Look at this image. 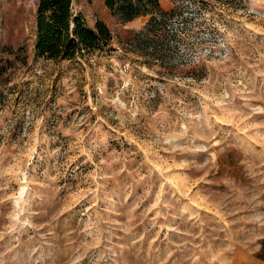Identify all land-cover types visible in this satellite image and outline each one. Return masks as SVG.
I'll use <instances>...</instances> for the list:
<instances>
[{
    "label": "rangeland",
    "instance_id": "rangeland-1",
    "mask_svg": "<svg viewBox=\"0 0 264 264\" xmlns=\"http://www.w3.org/2000/svg\"><path fill=\"white\" fill-rule=\"evenodd\" d=\"M159 9L53 61L0 0V264H264V0Z\"/></svg>",
    "mask_w": 264,
    "mask_h": 264
},
{
    "label": "trees",
    "instance_id": "trees-1",
    "mask_svg": "<svg viewBox=\"0 0 264 264\" xmlns=\"http://www.w3.org/2000/svg\"><path fill=\"white\" fill-rule=\"evenodd\" d=\"M111 14L124 21L160 11L159 0H104ZM112 34L106 24L96 20L87 25L80 12L73 13L72 0H37L34 53L53 61L71 60L106 51Z\"/></svg>",
    "mask_w": 264,
    "mask_h": 264
},
{
    "label": "built area",
    "instance_id": "built-area-1",
    "mask_svg": "<svg viewBox=\"0 0 264 264\" xmlns=\"http://www.w3.org/2000/svg\"><path fill=\"white\" fill-rule=\"evenodd\" d=\"M37 0H28V3H31L32 5H36Z\"/></svg>",
    "mask_w": 264,
    "mask_h": 264
},
{
    "label": "crops",
    "instance_id": "crops-1",
    "mask_svg": "<svg viewBox=\"0 0 264 264\" xmlns=\"http://www.w3.org/2000/svg\"><path fill=\"white\" fill-rule=\"evenodd\" d=\"M37 3V2H36Z\"/></svg>",
    "mask_w": 264,
    "mask_h": 264
}]
</instances>
